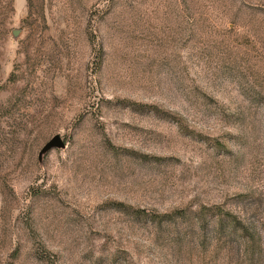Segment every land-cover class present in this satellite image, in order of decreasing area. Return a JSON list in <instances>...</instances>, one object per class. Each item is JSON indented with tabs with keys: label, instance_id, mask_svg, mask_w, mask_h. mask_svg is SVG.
<instances>
[{
	"label": "rangeland",
	"instance_id": "1",
	"mask_svg": "<svg viewBox=\"0 0 264 264\" xmlns=\"http://www.w3.org/2000/svg\"><path fill=\"white\" fill-rule=\"evenodd\" d=\"M0 264H264V0H0Z\"/></svg>",
	"mask_w": 264,
	"mask_h": 264
},
{
	"label": "water",
	"instance_id": "2",
	"mask_svg": "<svg viewBox=\"0 0 264 264\" xmlns=\"http://www.w3.org/2000/svg\"><path fill=\"white\" fill-rule=\"evenodd\" d=\"M64 146V140L60 135L53 136L49 141H47L41 148V152H44L51 148H58Z\"/></svg>",
	"mask_w": 264,
	"mask_h": 264
},
{
	"label": "trees",
	"instance_id": "3",
	"mask_svg": "<svg viewBox=\"0 0 264 264\" xmlns=\"http://www.w3.org/2000/svg\"><path fill=\"white\" fill-rule=\"evenodd\" d=\"M227 215L231 216L229 213H227ZM167 216H169V215H167Z\"/></svg>",
	"mask_w": 264,
	"mask_h": 264
}]
</instances>
